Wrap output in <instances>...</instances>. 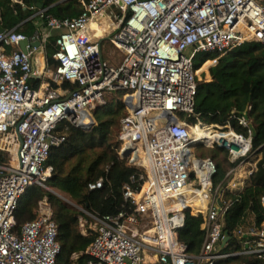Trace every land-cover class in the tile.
I'll return each instance as SVG.
<instances>
[{
  "label": "built area",
  "instance_id": "obj_1",
  "mask_svg": "<svg viewBox=\"0 0 264 264\" xmlns=\"http://www.w3.org/2000/svg\"><path fill=\"white\" fill-rule=\"evenodd\" d=\"M79 1V17L58 19L34 5L22 23L34 24L32 35L17 27L0 32V264H57L61 245L51 205L41 202L37 218L18 229L20 200L31 187L49 190L53 168L47 162L52 148L66 141V134L58 133L60 126L94 128L95 111L115 93L121 94L126 111L118 155L144 173L123 188L131 212L100 217L81 209V233L94 236L81 254L90 257L85 264H219L238 257L264 262V222L239 226L224 243L225 220L234 203L229 195L242 193L256 172L251 167L244 179L237 177L260 150L253 149L248 121L239 118L248 135L230 124L212 125L218 136L214 146L193 137L192 127L200 120L188 121L201 81L197 55L223 57L249 41L264 44V0ZM10 2L27 9L23 0ZM112 7L125 13L124 20L118 15V22L112 20ZM102 14L113 27L102 36L90 35L88 26ZM55 34L57 66L52 70L46 50ZM106 40L121 54L118 65L105 58ZM198 145L225 149L238 162L225 182L214 185L217 165L197 157ZM134 154L138 160L131 163ZM103 185L101 179L89 191ZM196 197L202 211L194 215L192 207L182 206ZM187 215L203 219L205 240L198 254L179 239Z\"/></svg>",
  "mask_w": 264,
  "mask_h": 264
},
{
  "label": "trees",
  "instance_id": "obj_2",
  "mask_svg": "<svg viewBox=\"0 0 264 264\" xmlns=\"http://www.w3.org/2000/svg\"><path fill=\"white\" fill-rule=\"evenodd\" d=\"M23 2L27 9L21 5L12 6L10 0H0V25L4 29L12 30L17 27L18 32L32 35L36 30L34 24L22 23L31 16L29 7L36 5L37 2L44 5L48 15L58 19L76 18L83 12L79 0H23ZM56 37L55 34L49 40L46 50L52 70L57 66V62L53 59L57 50ZM216 59H218L217 64L210 68L212 81L198 83L194 115L190 118L192 123L200 120L203 124L197 125L202 131L196 135L198 138L204 137L205 130L211 135H216L212 125L227 124H230L237 133L248 135V129L239 124L242 113L248 111L250 120L258 132L253 140V149L261 150V147H264V44L249 41L223 57L218 53L198 54L195 68L202 67L198 74L207 71L210 65L216 63L209 60ZM52 86L57 87L55 83H52ZM64 86L68 87V84ZM233 112L237 113L235 118H231ZM125 113L124 105L117 104L113 99L112 102H106L97 109L95 116L98 124L91 131H85L69 123L62 124L58 133L66 134V141L61 146L52 148L47 162V166L53 168L52 178L47 182L49 190L39 186L31 187L20 200L15 216L18 229L37 218V210L41 202L47 200L51 205L53 219L58 226V241L61 245L57 264L87 263L90 257L81 254L93 243L94 236H84L81 233L79 217L84 215L83 212L70 206L55 193L68 196L78 207L100 217L118 215L125 211L131 212L130 205L124 200L123 188L133 176H139L144 171L128 166L118 155L119 131ZM204 141H207L206 144L212 142ZM212 145L214 146V143L209 144ZM195 153L199 158H210L215 161L217 165V174L213 179L215 186L225 182L227 174L238 164L237 161L232 162L229 152L222 148L212 149L198 145ZM101 179L104 181L103 188L89 191L90 184ZM229 196L234 199V203L225 220L224 230L227 233L232 235L239 226L248 225L251 218H254L259 225L264 222L262 205L264 154L244 191ZM193 214L197 215L198 212L194 210ZM202 223L201 217L187 215L186 226L179 235L180 241L187 244L193 254L200 252L205 240ZM75 255H79L76 260L73 259ZM228 263L264 264L263 261L250 257L219 262V264Z\"/></svg>",
  "mask_w": 264,
  "mask_h": 264
},
{
  "label": "rangeland",
  "instance_id": "obj_3",
  "mask_svg": "<svg viewBox=\"0 0 264 264\" xmlns=\"http://www.w3.org/2000/svg\"><path fill=\"white\" fill-rule=\"evenodd\" d=\"M31 12V15L33 14L32 11ZM108 14L111 16L112 20L115 22H118V18H117V15L122 19L124 20L125 18V13H121L119 12L118 8H115V7H112L111 10L108 11ZM116 19V20H115ZM111 29V27L109 26V20H104L103 21V24H99L98 27L96 29H94V32L96 31L95 35L96 36H99L100 35V30L103 31V34L104 33H107L108 30ZM99 31V32H98ZM104 54H105V58L109 61V63L113 64V65H118L120 62H121V54L118 50V48L116 46H114L109 40H106L105 43H104ZM198 58H200V56H198ZM197 58V59H198ZM215 61V60H214ZM213 65H210L208 67V70L205 71V72H201L199 73L201 76V81H206V82H210L211 81V76H210V72H209V68H211ZM203 73V74H202ZM200 81V82H201ZM39 84V82L37 83ZM113 99L116 100L117 104L118 103H121V94H113V96H110L108 98H106V102H112ZM101 107V106H100ZM99 108V107H98ZM97 108V109H98ZM188 121L191 122V120L189 119ZM209 145V144H208ZM207 148V147H206ZM60 196H62L64 199H65V202L68 201L69 205L72 206V207H76L78 208L79 210H81L82 208L81 207H78L76 205V202H74L73 200H71L70 198H68V196H65L63 194H59ZM64 201V200H63ZM67 203V202H66Z\"/></svg>",
  "mask_w": 264,
  "mask_h": 264
},
{
  "label": "bare ground",
  "instance_id": "obj_4",
  "mask_svg": "<svg viewBox=\"0 0 264 264\" xmlns=\"http://www.w3.org/2000/svg\"><path fill=\"white\" fill-rule=\"evenodd\" d=\"M104 20H109V26L112 28L113 27V24L111 23V20L110 18L105 15V14H102L97 20H94L92 21V23L88 26L87 30L88 32L90 33V35L94 36V29H96L98 27L99 24H103V21ZM116 20V19H115ZM116 22V21H115ZM193 47L188 49L187 51V54L189 56H192L193 54ZM199 71V70H198ZM202 131V128L200 126H197V127H192V135L195 139H199L196 135V133H200ZM204 139H210V140H213L216 136L215 135H211L210 132L208 130H205L204 131ZM202 142H207V141H204V140H201ZM211 143H214L213 141L210 142V143H207V144H211ZM206 144V143H205ZM138 160V157H137V154H134L133 156H130V162L133 163V162H137ZM193 191V186H190L188 187L187 189V193L191 194ZM203 191L200 192L198 194L199 197H201ZM201 206V202L200 200L196 197V198H192L187 204L185 203L182 207L185 209V208H189V207H192L193 208V211L196 210L198 213L200 211H202V208L200 207Z\"/></svg>",
  "mask_w": 264,
  "mask_h": 264
},
{
  "label": "water",
  "instance_id": "obj_5",
  "mask_svg": "<svg viewBox=\"0 0 264 264\" xmlns=\"http://www.w3.org/2000/svg\"><path fill=\"white\" fill-rule=\"evenodd\" d=\"M36 5H37V7L39 9H43L44 8V5L42 3H40V2H37ZM0 32H4V28L3 27H0ZM39 44H40L39 42H36V43H34V46H37L38 47ZM26 45H27V42L26 41H24V42L21 43V47H22V50L24 52H26ZM36 78H40V76H36ZM96 113H97V110L95 111V114ZM242 116L248 121V126H249V129H250L251 137H252V141H253L256 138L257 134H258L257 129H256L255 125L253 124V122L250 120L249 112L248 111L242 113ZM82 129L85 130V131H91L93 129V126L92 127H86V128H83L82 127ZM55 194L57 196H59L62 200L65 201V199L62 196H60L57 193H55ZM66 202L69 203L68 201H66ZM226 235L227 236H226V238L224 240V243H226L230 239V236H228V233H226Z\"/></svg>",
  "mask_w": 264,
  "mask_h": 264
},
{
  "label": "crops",
  "instance_id": "obj_6",
  "mask_svg": "<svg viewBox=\"0 0 264 264\" xmlns=\"http://www.w3.org/2000/svg\"><path fill=\"white\" fill-rule=\"evenodd\" d=\"M99 32V31H98ZM94 33V36H96L95 35V33H96V31L95 32H93ZM100 35L99 36H102L103 35V31L102 30H100ZM104 34H106V33H104ZM99 36H97V37H99ZM217 60V61H216ZM215 61H216V63L218 62V59H216ZM209 61H214V60H209ZM206 62H208V61H206ZM205 62V63H206ZM215 63V64H216ZM215 64H212L213 66H215ZM212 66V67H213ZM202 68V67H201ZM200 68V69H201ZM209 72H210V68H209ZM203 74V73H202ZM211 76V75H210ZM211 81H212V77H211ZM203 125V124H202ZM216 136V135H215ZM217 137V136H216ZM215 137V138H216ZM214 138V139H215ZM213 139V140H214ZM198 140H209V141H213V140H210V139H204V137H202V138H199ZM262 149L258 152V153H256L255 154V156L251 159V165H249V166H246V167H244V168H241L238 172H237V177H238V179H244L245 178V171L247 170V169H249V168H251V167H254V169L257 171V164H258V162H259V160L262 158V156H263V154H264V147H261ZM255 164H256V166H255ZM249 182H250V180H249ZM249 184V183H248ZM247 187V186H246ZM255 220H254V218H251V220H249V223H253ZM248 223V224H249Z\"/></svg>",
  "mask_w": 264,
  "mask_h": 264
}]
</instances>
